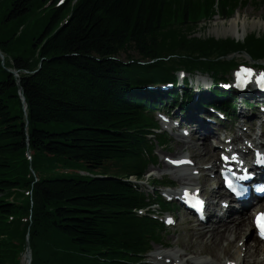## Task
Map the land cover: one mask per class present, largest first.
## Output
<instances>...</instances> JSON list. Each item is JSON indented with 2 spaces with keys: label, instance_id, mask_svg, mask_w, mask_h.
<instances>
[{
  "label": "trees",
  "instance_id": "16d2710c",
  "mask_svg": "<svg viewBox=\"0 0 264 264\" xmlns=\"http://www.w3.org/2000/svg\"><path fill=\"white\" fill-rule=\"evenodd\" d=\"M49 1L0 0V264H18L15 242L25 247L28 231L31 264L137 261L143 235L161 241L162 231L136 217L138 194L127 182L147 170L140 144L153 126L139 112L151 101L130 87L163 81L178 65L225 69L237 52L263 58L264 40L191 37L215 0H66L47 11ZM75 162L90 175L43 177L59 165L77 171ZM23 185H32V202L19 206L11 201ZM30 212L23 227L16 216Z\"/></svg>",
  "mask_w": 264,
  "mask_h": 264
},
{
  "label": "bare ground",
  "instance_id": "6f19581e",
  "mask_svg": "<svg viewBox=\"0 0 264 264\" xmlns=\"http://www.w3.org/2000/svg\"><path fill=\"white\" fill-rule=\"evenodd\" d=\"M237 21H234L229 27H224L223 31L215 30L217 34L223 33L225 35H228L230 33H233L234 35H241L247 31L249 28V25L244 24L241 26V28L237 29ZM253 26L264 28V19L255 21ZM190 73L195 74V71H189ZM203 127L199 126L196 131H200ZM184 146L188 147V150L195 153V157L199 160H201V155L205 154L206 156H209L212 161V166L216 167L217 165V159H216V150L210 148V141H204L201 145H198L196 143H192L190 145V142L186 141L184 143ZM165 168L167 167V164H164ZM253 169V168H251ZM214 170V168H213ZM252 171V170H250ZM255 173V171L249 176H252ZM184 177L178 178L177 182L180 184H187L191 185L193 181H195V177L192 176L191 173H187L183 175ZM203 191H206V188L203 189ZM170 196H172L175 199H179L180 201H186L187 198L180 196L176 191H171L169 193ZM182 203H179L178 206H180ZM135 210L136 207H135ZM248 210H244L242 213L239 214L238 217H232L228 218V220H220L218 224L214 223H207V224H196L188 229L189 236H190V242L185 244L183 248L186 251L192 252L194 255L200 256L204 253H207L209 258H212V260L215 262V264H225L226 261H230V259H236L238 260L240 251L236 255V252H233L232 249L236 246L235 243L237 240L241 239L244 234H246L247 231H250V236L254 237V227L253 224L250 221V218H248ZM213 221V220H212ZM254 241H256V244L249 245L246 243V247L249 246L248 255L251 257L250 262L244 260L243 264H264L263 260H260L258 256L262 254V251L260 249L261 243L254 237ZM227 242V246H223V243ZM180 246V245H178ZM177 253H171V251H168L166 253L160 252L161 255L164 254L166 258H173L176 259L179 257L178 253L184 256V254L181 251H176ZM171 253V254H170ZM257 253L259 255H257ZM212 256V257H211ZM258 258V260H256ZM200 259H202L200 257ZM255 261H254V260ZM201 260L196 259L194 261V264H199ZM209 259L202 260L203 264H207Z\"/></svg>",
  "mask_w": 264,
  "mask_h": 264
},
{
  "label": "rangeland",
  "instance_id": "374dc122",
  "mask_svg": "<svg viewBox=\"0 0 264 264\" xmlns=\"http://www.w3.org/2000/svg\"><path fill=\"white\" fill-rule=\"evenodd\" d=\"M263 20L264 19V9H257L255 8L253 5L251 4H248L244 7H242V9L239 10L238 14H236L234 17L230 18V19H220L219 17H215L211 22L209 23H205V22H202L201 24H199L200 26L198 27V33L195 35V36H202V37H216V38H228V37H231V38H243L244 35L247 33H250V32H258L259 35H262L264 36V28H261L260 26L257 27V26H253L252 24L255 22V21H258V20ZM234 21H237V29H238V26L239 28H241L242 25L244 24H247L249 25V28L247 29V31L241 35H234L233 33H230L228 35H225L223 33H219L217 34V32H215V30H219V31H223L224 27H229L231 28V24L234 22ZM246 34V35H247ZM132 54L137 57V53L135 52H132ZM125 57V56H124ZM237 59H243V60H246L248 59V57L246 55H237L236 56ZM203 137V136H201ZM204 139H200V142H197V141H194L195 143L197 144H201V142L203 141ZM174 148L172 147H166L165 150H164V153L166 155H170V156H174L175 153H176V148H175V143H174ZM76 170L80 169L82 167V163H73L72 164ZM150 172H151V176L149 178H151L153 175L155 176H161L164 174V171H163V167L162 165L160 167H158L157 165L156 166H151L150 168ZM65 171H61V174H64V176H67L65 175ZM149 175V174H148ZM148 176L146 175L145 176V179H147ZM180 216H181V213H180ZM190 228V224L186 223L184 224L183 221H181L179 223V226L173 230H170L168 231L167 234H165V237H164V242L163 244H166V245H169V247L171 249H177V248H181V250L183 252L184 249H183V246L185 244H187L188 242H190V236H189V232L188 229ZM180 245V246H178ZM223 246H225V243H223ZM164 248V246L162 245H155L154 246V249L155 251H159V250H162ZM202 256H208L207 253H204L202 254ZM22 264H27V261L25 262V258H24V262ZM28 264H31V261L30 259H28Z\"/></svg>",
  "mask_w": 264,
  "mask_h": 264
},
{
  "label": "snow or ice",
  "instance_id": "6c2138e0",
  "mask_svg": "<svg viewBox=\"0 0 264 264\" xmlns=\"http://www.w3.org/2000/svg\"><path fill=\"white\" fill-rule=\"evenodd\" d=\"M251 69H243V73L247 74V75H251ZM259 82L260 83H264V74H261V76L259 77ZM225 159H227V157H225ZM240 179H244V177H239ZM229 185L231 186V181H228ZM256 224L257 227L260 229V232L262 235H264V213H259L256 217Z\"/></svg>",
  "mask_w": 264,
  "mask_h": 264
},
{
  "label": "water",
  "instance_id": "95a60500",
  "mask_svg": "<svg viewBox=\"0 0 264 264\" xmlns=\"http://www.w3.org/2000/svg\"><path fill=\"white\" fill-rule=\"evenodd\" d=\"M23 101H25V99L23 98Z\"/></svg>",
  "mask_w": 264,
  "mask_h": 264
}]
</instances>
